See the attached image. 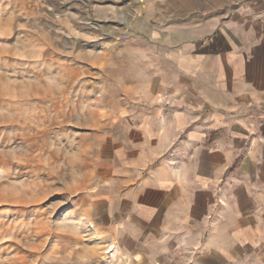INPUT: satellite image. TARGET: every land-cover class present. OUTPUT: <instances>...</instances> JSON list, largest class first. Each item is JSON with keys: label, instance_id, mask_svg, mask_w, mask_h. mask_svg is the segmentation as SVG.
Wrapping results in <instances>:
<instances>
[{"label": "crops", "instance_id": "crops-1", "mask_svg": "<svg viewBox=\"0 0 264 264\" xmlns=\"http://www.w3.org/2000/svg\"><path fill=\"white\" fill-rule=\"evenodd\" d=\"M145 12L84 210L125 264H264V0Z\"/></svg>", "mask_w": 264, "mask_h": 264}, {"label": "rangeland", "instance_id": "rangeland-1", "mask_svg": "<svg viewBox=\"0 0 264 264\" xmlns=\"http://www.w3.org/2000/svg\"><path fill=\"white\" fill-rule=\"evenodd\" d=\"M145 8L0 0V264L126 263L84 200L103 172V93Z\"/></svg>", "mask_w": 264, "mask_h": 264}, {"label": "built area", "instance_id": "built-area-1", "mask_svg": "<svg viewBox=\"0 0 264 264\" xmlns=\"http://www.w3.org/2000/svg\"><path fill=\"white\" fill-rule=\"evenodd\" d=\"M118 249L116 248L115 245H110L109 246V249L106 250V255H109L110 258H113L114 260H116V257L117 259L119 260L118 262H121L122 261V258L119 257V252L117 251Z\"/></svg>", "mask_w": 264, "mask_h": 264}]
</instances>
